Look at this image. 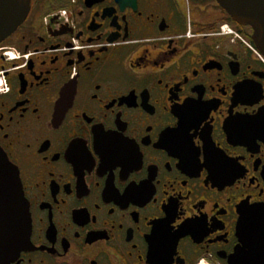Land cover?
Masks as SVG:
<instances>
[{"label": "flooded vegetation", "instance_id": "af4514ba", "mask_svg": "<svg viewBox=\"0 0 264 264\" xmlns=\"http://www.w3.org/2000/svg\"><path fill=\"white\" fill-rule=\"evenodd\" d=\"M251 32L217 0H31L0 42L30 234L0 264H264L239 229L264 207Z\"/></svg>", "mask_w": 264, "mask_h": 264}, {"label": "water", "instance_id": "95a60500", "mask_svg": "<svg viewBox=\"0 0 264 264\" xmlns=\"http://www.w3.org/2000/svg\"><path fill=\"white\" fill-rule=\"evenodd\" d=\"M30 2L31 0H0V42L25 20ZM217 2L232 20L251 28V41L264 56V0H217ZM251 213H254L255 219L247 224L244 218H241L239 229L244 230L247 226L254 229L264 228V207H253ZM241 233L248 234L244 231ZM29 234L30 216L17 169L0 148V262L11 259L24 249ZM254 234L264 233L256 231ZM244 243L252 246L250 255L254 256V247L263 246L264 240L248 239ZM260 256L264 259V249Z\"/></svg>", "mask_w": 264, "mask_h": 264}, {"label": "built area", "instance_id": "2783aa9c", "mask_svg": "<svg viewBox=\"0 0 264 264\" xmlns=\"http://www.w3.org/2000/svg\"><path fill=\"white\" fill-rule=\"evenodd\" d=\"M223 31L224 32H232V30L230 29V27H228L227 25L223 26ZM247 44V46L252 50L253 54L261 59L264 62V56L257 50V48L251 43V42H245Z\"/></svg>", "mask_w": 264, "mask_h": 264}, {"label": "trees", "instance_id": "16d2710c", "mask_svg": "<svg viewBox=\"0 0 264 264\" xmlns=\"http://www.w3.org/2000/svg\"><path fill=\"white\" fill-rule=\"evenodd\" d=\"M228 16H229V15H228ZM229 19H231L230 16H229Z\"/></svg>", "mask_w": 264, "mask_h": 264}]
</instances>
